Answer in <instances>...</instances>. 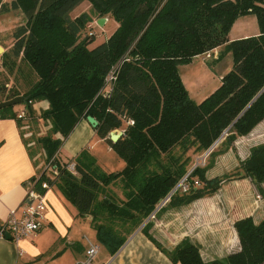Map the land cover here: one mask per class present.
<instances>
[{
    "label": "trees",
    "instance_id": "1",
    "mask_svg": "<svg viewBox=\"0 0 264 264\" xmlns=\"http://www.w3.org/2000/svg\"><path fill=\"white\" fill-rule=\"evenodd\" d=\"M10 1V9L26 19L12 34L10 54L26 63L29 80L26 75L9 90L7 83L0 86V103L22 101L19 108L0 109V119L48 124V134L35 140L44 151V170L32 182L56 187L77 216L90 217L100 249L114 255L184 177L188 191L173 193L164 208L210 196L236 177L263 192L264 144L240 162L239 176L207 179L206 172L264 120V0ZM83 2L116 24L106 41L90 49L92 32L79 41L89 16L71 18ZM0 11H6L1 0ZM247 16L255 18L257 35L229 41L233 24ZM208 54L215 59L211 65L230 56L231 66L219 74V86L195 102L179 67ZM41 101L47 108L34 111ZM87 117L97 122L95 135L121 161L116 171L103 169L86 149L74 157V173L59 159L61 145ZM113 131L121 132L116 142L109 140ZM27 148L32 158L34 151ZM206 152L209 166L188 173L192 156ZM52 166L57 174L47 178ZM147 223L141 231L172 264H264V218L258 224L250 217L235 222L239 251L211 262H204L188 240L171 251L161 248L148 236Z\"/></svg>",
    "mask_w": 264,
    "mask_h": 264
},
{
    "label": "crops",
    "instance_id": "2",
    "mask_svg": "<svg viewBox=\"0 0 264 264\" xmlns=\"http://www.w3.org/2000/svg\"><path fill=\"white\" fill-rule=\"evenodd\" d=\"M257 33L255 18L242 17L231 27L228 39L229 41L243 39ZM200 63L205 67L206 73L214 79L212 70L204 62ZM221 76H217L218 84L211 92L209 91V94L219 86ZM200 89L198 94L201 95L206 86ZM200 95L197 98H200ZM208 95L202 96L198 102ZM40 105H43V110L47 108L46 102H41ZM263 126L264 120L249 134L237 138L233 147L241 139L248 140L252 135L259 134ZM96 137L86 120L79 121L61 145L59 159L66 162L73 159L82 149H86L98 163L101 162L99 156L102 158L113 152ZM25 141L21 123L19 125L13 119H0V226L8 220L12 210H17L19 216L18 208L25 195V186L37 177L38 170L44 165L41 153L34 152L32 158L29 156L27 146L30 144L26 145ZM97 145H106V154L93 153ZM249 146L252 148L256 145ZM227 153L225 151L222 156ZM39 157L43 162L42 166L39 165L41 162H36ZM115 161L104 165L109 170H117L121 166ZM206 178L211 179L207 175ZM260 188L264 194V183ZM257 192L247 179L224 183L210 196L186 205L162 209L153 220L148 221L147 234L167 251L173 250L183 240H188L198 248L204 262L222 260L239 251L234 223L250 217L258 224L264 218V195L259 196ZM44 198L47 208L40 229L35 235L17 244L9 240H0V264H75L83 259L84 251L89 244H97L91 218L77 216L74 206L63 198L56 187L49 186ZM142 226L127 238L114 255L100 251L93 264H172L141 231Z\"/></svg>",
    "mask_w": 264,
    "mask_h": 264
},
{
    "label": "rangeland",
    "instance_id": "3",
    "mask_svg": "<svg viewBox=\"0 0 264 264\" xmlns=\"http://www.w3.org/2000/svg\"><path fill=\"white\" fill-rule=\"evenodd\" d=\"M10 2H11L10 0H1V4H4V6H6V11H0V48L2 49V52L0 51V86H3L5 83H7L9 86L6 87L7 88L6 90H9L12 86H15V85L16 87H19L18 85H20L21 82L25 80V76L27 75V69H28V66L26 65V63H24L23 61H20L19 59L14 60V58L10 54V49L13 44V38H12L13 32L16 30V28L23 26L26 23L25 16L20 10L10 9ZM81 14H87L89 16L90 22L87 23L86 25L87 27H85V29L81 32L79 41L83 40L84 38H90L89 35L92 32L91 38H93V42L88 46L89 49L106 41L108 37L116 29V24L113 22L110 16L107 15L105 17L100 18L97 14L94 13L90 4L87 2H83L78 7H76L74 11L71 13V18L73 19ZM100 20H104V22L101 21V25H98V22ZM90 25H91V29H87L88 27H90ZM217 56L215 58H217ZM200 61L204 62V64L212 70V72L215 75L214 79H212V77H210L206 73L204 69L205 67L201 65ZM212 61H215V59L208 58L206 60H202L201 58L199 59L197 58L196 60H193L191 64L187 66L179 67V74H180L181 80L184 86L187 85L185 86V88L188 91L190 98L195 102H198L202 96L208 95L212 91L211 89H213L214 86L218 84V82L216 81L217 76L220 73H222L228 65L231 66L230 56H226L225 59H223V61L219 63L217 62L216 64L214 63L215 65H211ZM212 66H214V68ZM26 77H27L26 80H29L28 79L29 75H27ZM203 80H206V82L204 83ZM202 86H206V90L200 95L198 93L201 90L200 88ZM199 95H200V98H197V96ZM2 98H3V95L0 92V100H2ZM41 102H44V101H41ZM41 102L33 104L36 108V109L34 108V111L39 112V113L43 111V105H40ZM15 107L19 108V105ZM34 121L35 123H32V124L31 122L28 124L29 121L21 122L23 136L26 139V141L28 140L27 143L28 145L30 144L29 147L35 153L39 152L44 157V151L42 150L40 146H38V144L35 143V140L42 138L48 134V127H46L48 124L36 118L34 119ZM53 138H58V137L53 136ZM96 138L98 139V137ZM233 144L226 151V153L228 152L227 154L223 156L219 155L215 158L212 166L211 165L209 166L210 164L209 157H208L209 152H206L202 155L192 156V160L188 166V169H189L188 173L196 166L203 167V168H207L209 166L210 168L208 167V170L206 172V175L209 178H214V177L233 178L235 176H239L240 170H238V167L240 165V162L248 157L249 151L251 150L250 148L251 146L249 145L258 146V145L264 144V126L262 127L259 134L252 135L248 140L241 139V141L236 146L234 145L235 147H233ZM214 145H215L214 146L215 149L219 148L217 144H214ZM106 150H107L106 145H97L93 149V153L98 152L99 155H101L104 152V154H106L107 152ZM114 158H116L114 153H111L110 155L108 153L102 158L99 156V161H101L99 162L100 166L108 172L116 171V169L109 170L105 166L106 163L107 164L114 163V160H116L115 162L119 166L122 165L119 159L117 158L114 159ZM73 159L71 160L68 159V161H66V164L69 162H72ZM37 160L38 161L36 162L38 163L41 162L39 163V165L42 166L43 162L41 161L40 157ZM62 162L65 163V161H62ZM44 166H45V163L40 168V170H38L39 171L38 174L41 173L42 170H44L43 168ZM49 170L50 168L46 170L47 174ZM47 178H50V174L47 175ZM238 179H240V177L233 178L232 180H229L225 183H229L231 181L238 180ZM251 186L254 188L253 184H251ZM258 194L259 196L264 195L260 193L259 191L257 192V195Z\"/></svg>",
    "mask_w": 264,
    "mask_h": 264
},
{
    "label": "built area",
    "instance_id": "4",
    "mask_svg": "<svg viewBox=\"0 0 264 264\" xmlns=\"http://www.w3.org/2000/svg\"><path fill=\"white\" fill-rule=\"evenodd\" d=\"M210 55H206V58H209ZM112 76L109 75L106 79V82L111 80ZM24 116V112L21 111L18 114V117L21 118ZM50 170L48 174L50 177H53L57 174V167H49ZM65 168L74 173V163L69 162ZM194 185H197V182H194ZM49 186L47 182H41L40 184L35 185L34 182H29L25 186V195L18 208L20 214L17 215V210H12L9 213V218L4 225L0 227V240H7L17 244L21 240L30 238L35 235V233L40 229L44 214L46 212V201L44 198V193L48 190ZM189 189V185L186 181V177L181 179L169 195L164 198L159 204L156 205L154 211L148 216V218L143 223L146 224L148 221L153 220L155 216L166 206L169 202L170 196L175 192L186 193ZM100 246L98 244H89L84 251L83 259L75 264H93L97 259L100 253Z\"/></svg>",
    "mask_w": 264,
    "mask_h": 264
},
{
    "label": "water",
    "instance_id": "5",
    "mask_svg": "<svg viewBox=\"0 0 264 264\" xmlns=\"http://www.w3.org/2000/svg\"><path fill=\"white\" fill-rule=\"evenodd\" d=\"M101 21L104 22V20H100L98 22V25H101ZM0 50L2 52L1 48H0ZM20 103H22L21 98L16 97V98H13L9 101L0 103V109L6 108V107H11V106H16V105H19ZM86 122L91 126V128H95L97 125V122L91 117H87ZM120 135H121L120 131H113L109 134V140L112 142H116ZM7 240H9V237H7Z\"/></svg>",
    "mask_w": 264,
    "mask_h": 264
},
{
    "label": "bare ground",
    "instance_id": "6",
    "mask_svg": "<svg viewBox=\"0 0 264 264\" xmlns=\"http://www.w3.org/2000/svg\"><path fill=\"white\" fill-rule=\"evenodd\" d=\"M1 51V50H0Z\"/></svg>",
    "mask_w": 264,
    "mask_h": 264
}]
</instances>
